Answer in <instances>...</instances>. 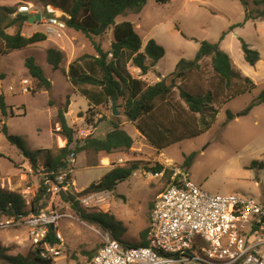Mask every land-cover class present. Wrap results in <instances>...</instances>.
Segmentation results:
<instances>
[{
    "label": "rangeland",
    "instance_id": "rangeland-1",
    "mask_svg": "<svg viewBox=\"0 0 264 264\" xmlns=\"http://www.w3.org/2000/svg\"><path fill=\"white\" fill-rule=\"evenodd\" d=\"M247 1L248 4L245 5L240 0H171L166 3L147 0L139 12L128 10L117 17V22L129 20L134 23L142 38L143 47L148 40L154 39L165 49V55L147 76L142 77L147 84H154L161 79L160 76L173 72L181 59H193L204 40L221 43L222 49L232 58L235 68L256 84L252 89L231 97L243 86L241 81L235 79L227 88L215 73L211 58L205 57L187 78L176 79V84L182 83L184 88L195 94L212 93V100L206 101L203 114H195L194 121H188L190 130H196L202 126V121L214 118L210 129L200 135L183 138L181 142L179 140L180 143H173L160 151L145 137L139 138L140 131L127 121L121 107L119 117L123 128L135 138L133 146L104 157L85 150L76 155L74 163H69L70 167L66 170L71 176L68 189L75 194L81 193L91 183L99 182L109 168L140 162L139 168L119 182L112 192H90L76 196L80 207L87 212H109L114 215L121 222L122 228L117 230L121 233L122 240L139 242L142 231L148 227L154 200L168 183L166 175L163 178L153 176L156 172L151 168L159 160L164 166L174 167L183 164L186 156L194 154L188 169L192 179L202 189L210 193L252 196L264 206V167L259 169L256 165L249 168L253 160L264 162V102L255 106L247 115L240 116V112L264 89V19H256L252 15L246 20L247 13L253 11L256 14L264 9V4L256 5L254 0ZM27 2L32 3L33 10L38 13L47 12L48 4L37 0H0V5L14 7L15 16L20 13L19 6ZM51 6L62 19L66 17L67 14L61 8ZM18 28L16 24L8 31L15 32ZM21 30L23 34L30 36L36 31L44 32L45 26L41 21H27ZM95 39L105 49L110 48L112 28L103 37ZM242 40L260 52L261 58L255 65L245 60ZM50 47L61 50L64 55L57 69L47 61V50ZM85 53H96L93 41L68 26L62 38L47 36L45 41L26 48L7 54L0 53L2 85L5 90L8 85L13 87V93L8 92L6 97L9 107L7 114L0 113V127L6 124L9 132L23 138L25 145L31 150L62 147L67 141L56 132L60 129L56 114L59 105H65L69 94L70 105L66 115L77 131L76 137L80 140L90 134L104 137L113 128L115 115L112 103L89 109L87 99L68 80L69 64ZM29 54L35 55L52 81L51 90H35L36 81L32 79L24 63ZM124 59L121 63L123 68L134 77H141V70L133 65L132 60ZM24 80L28 82L24 83ZM24 86L28 87L27 92ZM50 101L54 104H50ZM170 101L171 109L169 106L158 109L160 116L166 119V126H170L175 118L174 109L178 110L180 119H189L191 114L187 111L178 88H175ZM227 109L235 113L233 120L226 121ZM174 132V135L183 133L180 126ZM22 152L0 131V186L22 193L28 203L38 191H42L44 206L40 211H59L64 214L58 228L65 238V249L62 255L53 258L54 264L81 263L103 244L102 236L96 230L103 233L105 231L98 223L83 220L64 201L61 193L66 189L57 193L46 191L43 185V154L39 156V166L34 168ZM103 163L108 166L100 165ZM30 244L24 224L0 229V245L10 249L8 254L26 255L32 249ZM196 244L205 246L207 242L198 237ZM0 264L8 263L0 260Z\"/></svg>",
    "mask_w": 264,
    "mask_h": 264
},
{
    "label": "trees",
    "instance_id": "trees-1",
    "mask_svg": "<svg viewBox=\"0 0 264 264\" xmlns=\"http://www.w3.org/2000/svg\"><path fill=\"white\" fill-rule=\"evenodd\" d=\"M37 1L61 8L68 15L66 18L67 26L85 34L93 41L96 53H85L77 57L69 64L68 69L70 83L88 100L89 109L105 104L109 105L117 98V108L123 107L127 121L135 125L148 141L158 149H163L183 138L200 135L210 129L214 123V118L206 119L202 121L203 124L200 128L190 130L188 121H194L195 114H203L206 101L212 100V93L207 95L195 94L184 88L182 83L176 84V79L187 78L195 68L200 66V61L205 57L211 58L215 73L218 75L220 82L225 84L227 88L232 85L235 79L241 81L243 86L239 87L231 97L256 86L251 78L243 76L235 68L232 58L220 47L219 42L207 40L201 42L200 48L193 59H181L173 72L162 77L156 83L147 84L142 77H134L121 65L124 57L127 60H132L133 65L141 70V75H146L165 55V49L154 39L148 40L143 47L142 38L137 32L134 23L129 20L117 22L116 19L128 10L139 12L147 0ZM156 1L158 3H166L171 0ZM240 1L245 5L248 4L247 0ZM254 3L256 5L264 4V0H254ZM15 12L16 10L12 6L0 5L1 54H7L16 49H23L47 39L45 32L36 31L30 36L23 34L21 28L28 21L29 15L17 13L13 16ZM252 13L246 14V20L251 18L252 15L256 19H264V9L258 11L256 14ZM16 24L19 28L15 32H9L8 29ZM111 28L113 34L111 47L105 49L101 43L96 42L95 38L103 37ZM241 47L247 63L255 65L260 60V52L252 48L245 40H242ZM63 57L64 55L61 50L53 47L48 48L47 61L54 69L59 68ZM24 63L29 74L36 81V91L52 89L51 80L47 77L34 54L27 55ZM175 88L179 89L180 97L185 101L187 111L191 115L187 120L184 117L180 119L178 110L173 108L175 110V118L171 121L170 126H166L162 120L156 117V112L162 106H169V109H171L172 102L170 101V97L174 93ZM263 102L264 89L240 112V116L247 115L255 106ZM50 104H54V102L50 101ZM69 105L70 95L68 94L65 105H59L56 115V121L60 124V129L56 132L67 143L56 150L52 148H43L36 151L30 150L25 145L23 138L9 132L6 124L0 127V131L5 134L11 144L16 145L23 151L32 167L36 168L39 166V156L43 154L42 172L50 173L52 178L66 169L72 153L77 155L87 150L107 156L119 150H128L133 146L135 138L123 128V123L119 116H114L112 122L113 128L104 137H96L90 134L81 140L78 139L76 137V129L68 123L66 118ZM7 108L9 107L6 103V98L2 95L0 96V113L6 115ZM226 115V121L235 118V113L231 109H227ZM178 126L183 131L182 135H174V131ZM193 158L194 154L186 156L183 165L189 166ZM256 165L261 169L264 167V162L253 160L249 168L256 167ZM139 166L140 162L138 161L132 162L129 166H116L107 172L99 182L91 183L81 193L74 194L70 189H66L61 193L62 198L77 211L83 220L98 223L103 230L110 232L112 238L128 245H146L147 229L142 231L140 242H125L121 239V233L117 230L121 228L119 226L120 222L115 219L114 215L109 212H87L80 207L79 202L76 200L78 194L113 191L119 182L131 176ZM163 168V165L157 163L151 170L159 172ZM166 173L169 175L170 169H167ZM67 178H71L70 174H68ZM42 198V191H38L36 196L28 203L22 193L0 186V219L2 216H9L18 220L30 214H38L44 206ZM47 240L51 242L56 240L55 230L52 227L49 228ZM9 250L8 247L0 245V260L8 264H54L52 257H42L39 250L34 246H32V249L26 255L8 254L7 251Z\"/></svg>",
    "mask_w": 264,
    "mask_h": 264
},
{
    "label": "built area",
    "instance_id": "built-area-1",
    "mask_svg": "<svg viewBox=\"0 0 264 264\" xmlns=\"http://www.w3.org/2000/svg\"><path fill=\"white\" fill-rule=\"evenodd\" d=\"M51 5L46 7L48 14L33 10L30 2L20 5L18 12L41 14L47 36L62 38L68 15L62 19ZM24 89L28 91L27 86ZM5 94L0 80V96ZM75 158L72 153L69 163H74ZM69 167L70 164L53 178L50 173H44L43 185L47 192L68 189L66 170ZM169 169L168 183L150 210L147 244L128 245L102 233L101 247L91 259L80 264H264V206L252 196L210 193L202 189L183 164ZM164 174L161 170L153 176ZM63 215L42 210L18 220L2 216L0 229L20 223L26 225L31 244L41 256L56 258L65 249V238L56 229ZM52 226L56 229L54 242L47 240ZM198 237L207 245L197 246Z\"/></svg>",
    "mask_w": 264,
    "mask_h": 264
},
{
    "label": "crops",
    "instance_id": "crops-1",
    "mask_svg": "<svg viewBox=\"0 0 264 264\" xmlns=\"http://www.w3.org/2000/svg\"><path fill=\"white\" fill-rule=\"evenodd\" d=\"M30 23V22H29ZM220 47H221V43H220ZM222 48V47H221ZM224 50V49H223ZM225 51V50H224ZM234 63V62H233ZM148 74H146V75H141V77H145V76H147ZM31 76V75H30ZM166 76V75H165ZM161 78H162V76H160ZM164 77V76H163ZM33 79V78H32ZM1 80V79H0ZM34 80V79H33ZM69 80V79H68ZM1 82H3V80H1ZM52 82V81H51ZM70 82V81H69ZM71 84V83H70ZM72 85V84H71ZM9 87L7 88V90H5L6 91V94H5V98L7 97V94H8V92H12L13 93V90H11V86L10 85H8ZM73 86V85H72ZM52 87H53V85H52ZM74 87V86H73ZM75 88V87H74ZM5 89V88H4ZM76 89V88H75ZM78 91V90H77ZM80 93V92H79ZM84 97V96H83ZM88 101V100H87ZM51 106V105H50ZM72 107V106H71ZM58 110V109H57ZM67 114V113H66ZM57 115V114H56ZM116 116V115H115ZM119 116V115H118ZM156 117H158L160 120H162V122L164 123V120H166V119H164L162 116H160V114H159V112H158V110H157V112H156ZM66 118H67V120H68V117H67V115H66ZM171 119H168V121H170ZM68 123L71 125V122H69L68 121ZM132 124V123H131ZM135 126V125H134ZM136 127V126H135ZM139 134L141 135H138L139 136V138H142V137H145L141 132H139ZM146 138V137H145ZM147 139V138H146ZM148 140V139H147ZM63 141V140H62ZM182 141V139L180 140V142ZM179 141H177V143H180ZM176 143V142H175ZM65 146V145H64ZM153 146V145H152ZM63 147V146H62ZM153 147H155V146H153ZM168 147V146H167ZM60 148V147H59ZM156 149H158L157 147H155ZM40 149H43V148H40ZM40 149H36V150H40ZM58 149V148H57ZM31 150V149H30ZM36 150H33V151H36ZM54 150H56V149H54ZM158 150H160V149H158ZM162 150V149H161ZM160 150V151H161ZM23 153V152H22ZM23 155H24V153H23ZM41 155V154H40ZM25 157H26V155H24ZM107 156H110V155H107ZM104 157V156H103ZM29 161V160H28ZM157 163H159V164H161V165H163V163H162V161H158ZM156 163V164H157ZM100 165H104V166H108V164H105V163H103V164H100ZM43 166V165H42ZM164 166V165H163ZM116 167V166H115ZM114 168V167H113ZM112 168V169H113ZM167 169H169V167H167L166 165L164 166V168L162 169V170H164L165 171V174H164V176H157V177H159V178H163V177H165V175H166V178H167V173H166V171H167ZM111 170V168H109L108 170H107V172H109ZM106 172V173H107ZM160 172V171H159ZM105 173V174H106ZM104 174V175H105ZM103 175V176H104ZM102 176V177H103ZM155 177V176H154ZM74 181H75V179H74ZM3 187V186H2ZM88 187V186H87ZM86 187V188H87ZM74 189V191H76V189H75V187L73 188ZM109 192H112V191H109ZM152 208V207H151ZM57 212H59V211H57ZM61 213V212H60ZM62 218H64V217H62ZM61 218V219H62ZM61 219L59 220V222H58V225L56 226V229L59 231V232H61L60 230H59V228H58V226H59V224H60V221H61ZM116 219V218H115ZM117 220V219H116ZM118 221V220H117ZM120 222V221H119ZM120 224H121V222H120ZM149 224V223H148ZM120 227H121V225H119ZM122 228V227H121ZM55 229V230H56ZM118 229H120V228H118ZM147 229V232H148V227L146 228ZM145 229V230H146ZM103 231H105V230H103ZM96 232L98 233V235H100V236H102V231H99V230H96ZM62 233V232H61ZM105 234H109L110 236H111V234H110V232L109 231H105L104 232ZM112 237V236H111ZM146 240H147V233H146ZM102 241H103V238H102ZM141 241V240H140ZM139 241V242H140ZM125 242H127V241H125ZM30 243V242H29ZM129 243H138V242H129ZM31 245V244H30ZM97 252V251H96ZM96 252L95 253H93L92 255H89L88 256V258L86 259V260H83L82 262H84V261H87V260H89L90 258H91V256L93 257L95 254H96ZM81 262V263H82ZM77 264H80V263H77Z\"/></svg>",
    "mask_w": 264,
    "mask_h": 264
},
{
    "label": "water",
    "instance_id": "water-1",
    "mask_svg": "<svg viewBox=\"0 0 264 264\" xmlns=\"http://www.w3.org/2000/svg\"><path fill=\"white\" fill-rule=\"evenodd\" d=\"M41 18H42V15L41 14H37V15H30L29 17H28V21L29 22H38V21H40L41 20ZM112 111H113V114L114 115H116V116H118V115H120V111H119V109L117 108V98H115L113 101H112ZM72 190L74 191V189H73V187H72ZM52 228H53V226H52Z\"/></svg>",
    "mask_w": 264,
    "mask_h": 264
}]
</instances>
